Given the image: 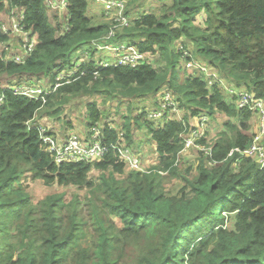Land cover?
<instances>
[{"label": "trees", "instance_id": "trees-1", "mask_svg": "<svg viewBox=\"0 0 264 264\" xmlns=\"http://www.w3.org/2000/svg\"><path fill=\"white\" fill-rule=\"evenodd\" d=\"M122 1L129 26L108 41L110 24L104 13L94 19L92 0H67L62 16L47 0H0V24L2 12L23 10L25 28L37 38L23 64L0 56V88L52 82L79 60L89 74L47 97V113L86 95L134 105L164 89L160 99L169 93L183 117L166 120L165 114L152 121L142 109L134 118L139 110L131 107L132 119L112 129L93 103L86 127H101L98 140L109 147L107 154L99 162L57 166L40 133L27 126L40 103L6 95L0 106V264H264V166L240 153L228 157L232 149L249 148L258 131L257 113L238 107L236 89L264 103V0H155L158 14L138 11L151 0ZM11 37L0 28V45ZM92 41L132 46L145 59L137 67L102 68L103 62L74 58L87 46L92 52ZM185 60L194 68L186 69ZM219 78L234 93L220 88ZM202 116L211 127L198 141L204 150L194 152L207 162L202 157L197 165L182 163V136L198 128ZM118 131L138 159L142 146L156 145L160 165L149 174L127 170L112 149L120 147ZM182 166L187 177L180 175ZM22 178L74 192L33 203ZM173 180L174 189L167 191Z\"/></svg>", "mask_w": 264, "mask_h": 264}, {"label": "built area", "instance_id": "built-area-1", "mask_svg": "<svg viewBox=\"0 0 264 264\" xmlns=\"http://www.w3.org/2000/svg\"><path fill=\"white\" fill-rule=\"evenodd\" d=\"M96 5H99L104 10V16L108 19L110 28L104 40H110L114 38L124 28L129 26V19L125 15V3L122 0H92ZM47 6L54 10L64 11L67 7V0H47ZM24 13L20 10L15 9L11 12L9 17L8 25L0 24L1 31L8 36L18 35L21 38L20 50L23 54H12L4 55L3 60L14 64H23L28 57L35 51L37 45V38L33 36L25 28ZM5 46V51L9 49V45L1 44ZM92 50L97 51H112L116 54V61L100 63L99 67L106 68L108 66H121V67H137L141 61L145 59V55L141 54L137 49L129 45H117L112 46L107 41H92ZM90 48V47H89ZM183 52L184 58H190L188 51L184 50L183 46L177 48ZM186 69H192L195 63L191 60H185L184 62ZM83 63L76 60L72 64L71 68L63 69L59 71L52 84H46L45 86H34L24 83L20 84H6L2 86L0 91V106L2 105L4 98L7 94L14 96L26 97L30 100L40 103L37 111L41 110L47 103V96L52 95L59 88L69 85L74 81L85 77L89 74L88 69H83ZM202 71H206L205 68H199ZM98 72H92L94 78L97 77ZM209 86L213 81H209ZM222 87L224 84L220 81ZM229 93H234L233 88H226ZM237 93V92H236ZM239 108L249 107L250 110H255L258 119V131L255 135L254 142L251 146L245 150L232 149L228 154L231 157L234 153H240L242 156L255 157L259 161L261 166H264V146L260 143L264 139V103L258 100L254 94L242 92L238 94ZM180 112V108L177 102L169 93H165L159 104V108L150 112L148 118L152 121L158 119H164L165 114H171L174 112ZM166 120H169L167 116ZM209 120L207 116H202L197 124L198 128L192 129L188 134L183 135V144L186 150L195 147L199 151H203V146H197V142L205 136L206 130L203 132L200 128V123H204ZM105 124L116 129L110 121H105ZM30 130H37L43 143L47 145V151L54 158V162L57 166L63 164H78V163H93L99 162L107 154L108 148L102 146L99 142L101 137V127L95 126L90 129V134L87 141H81V139L75 134H68L64 139H59L55 132L48 125L44 124L41 120L33 117L28 123ZM118 139L120 141V147H113L112 149L117 150L119 153V160L123 161L125 166L132 170H138L140 166V159L136 158L130 153V150L125 146L123 140V132L118 131ZM123 143V144H122ZM112 147V146H110ZM209 152V150H205ZM210 156V153H208ZM212 165V164H211Z\"/></svg>", "mask_w": 264, "mask_h": 264}, {"label": "rangeland", "instance_id": "rangeland-1", "mask_svg": "<svg viewBox=\"0 0 264 264\" xmlns=\"http://www.w3.org/2000/svg\"><path fill=\"white\" fill-rule=\"evenodd\" d=\"M155 2H156L155 0H151L150 2H146V4L142 3L143 5L139 7L138 11L140 13H143L144 11L149 12V13L150 12H156V14H158V5ZM138 3H139V1L136 2V4H138ZM98 8H99V10H95V12H93V16H94V19L96 21H99L101 19V11H103V13H104L103 8H101V7H98ZM12 11H14V10H11V12ZM55 11L57 12L58 15L62 16V11H60V10H55ZM11 12L10 13L2 12V14H1V20L3 21V23L5 25H8V23H9L8 17H10ZM50 15L51 16H50L49 21L51 23H55V19H54L55 15L53 13H51ZM63 15H64V13H63ZM29 32L32 34L31 31H29ZM10 50H11V48L8 51L9 56L11 53ZM18 50H19L18 51L19 53H17V54L22 55L23 54L22 50H20L19 48H18ZM112 53L114 54V52H112V51H98L97 52V51L93 50L91 52V50L89 49V46H87L85 49H83L82 52H80L74 58L78 57L82 61H89L90 56L92 54V57H94L93 59H94L95 63L110 62L112 59ZM72 61H74V60H71V62ZM149 62L155 68L157 67V63L155 61V58L150 57ZM70 68L71 67L69 66L68 69H70ZM40 81L41 80L34 82V83L44 84L46 80L44 82H40ZM1 82H3V81H1ZM223 84H225V83L223 82ZM3 85H4V83L1 84V87ZM232 88H235V87H232ZM162 93H163V90L161 91L160 94H162ZM85 97L89 98L88 95H86ZM76 100H78L79 102L76 103L75 100H70L69 103L66 105H64V104L56 105V107H54V108H49L48 109V115H49L50 121H54L56 124H58V123L63 124L65 127L72 124L74 127L73 121L76 120L77 116H80L81 122L84 126L85 125L84 120H85L86 115L89 116V114L91 113L90 107L92 105L91 101H93V99H91V100L89 99L88 101L87 100H79V99H76ZM96 102H97L98 110L103 112V118H105L104 120L107 119L106 121H110L115 126H118V124L121 123L125 117H130V119H132L131 114L133 113V109L131 107L134 108V111L136 110V108L139 110V112H136L135 115H133V117L135 118V117H138V115L140 113L141 114L143 113V110H141L142 108L146 107V111L149 110V105H150V104H140L139 108H138L136 103H134V105H133L132 103H130L129 101H126V100H123L120 102V101H118V99H109V98L107 100H105V99L101 100V99L97 98ZM156 102H158V100H156ZM160 102H161V99L159 100V104H160ZM56 110H61V113L59 115H51ZM43 112H46L45 106L41 110L35 111L33 117H35L36 119H40V117L42 115L40 113H43ZM209 127H211L210 120H207L202 124L200 123V128H201V131H203V132L206 129L208 130ZM85 131L87 133L86 129H85ZM73 132L77 133L78 130L73 128ZM216 132H217V130L214 129L212 133L214 134ZM89 134H90V131H89ZM58 138L64 139L65 136H58ZM182 138H183V136H182ZM88 139H91V138L83 137V138H81V141H87ZM137 144H138V141H135L134 146H132V147H136ZM197 144H198L197 146H201L200 143L197 142ZM152 148L154 150H156L157 146L154 145V146H152ZM194 151L197 153L199 152L198 149H196L195 147H192V148L186 150L184 148V144H183V148L179 152V157L181 156V158L179 159L180 162L188 164V165H192V164L197 165V164H199V161L201 160L202 157H204L206 162H207L206 156L204 154H202V156H200V154H196ZM147 155L148 154H146V156ZM144 157L145 156L143 155L142 158L141 159L139 158V159L141 161H143ZM148 157H149V155H148ZM192 160H194V161H192ZM208 163H210V162H208ZM159 165H160V159L155 152L153 155L150 156V158H148V161L145 164L140 163L138 170H135V171H138L140 173L149 174L151 171H153ZM185 166L180 167V175L187 177L188 172H187V169L185 168ZM127 170H132V169L127 168ZM158 173L160 175H164V176L167 175L166 174L167 172H163V171H158ZM98 176H99V173L97 174L96 172L92 171L91 177L93 179H97ZM22 180H24L23 186H22L24 188V192L30 196V199L32 200L33 203L39 202L40 199H42L44 196L49 195V194L55 195V194L66 193L67 196H70V194H72L74 192L72 188L47 187L43 183L32 182L29 178H27V179L22 178ZM175 183H176V180H173V181L169 182L168 184H165V189L167 191L173 190Z\"/></svg>", "mask_w": 264, "mask_h": 264}, {"label": "crops", "instance_id": "crops-1", "mask_svg": "<svg viewBox=\"0 0 264 264\" xmlns=\"http://www.w3.org/2000/svg\"><path fill=\"white\" fill-rule=\"evenodd\" d=\"M93 6H94V9L95 10H99V8L98 7H100L99 5H96L94 2H93ZM97 7V8H96ZM102 8V7H101ZM23 12V11H22ZM101 13H103V11H101ZM8 19H9V17H8ZM9 21V20H8ZM1 24H4L3 23V21L1 22ZM11 38H13V39H15L14 41H12V42H9V43H11L10 44V48H11V50H10V55H12V54H17V53H19L18 51V43H19V39H18V35H12V37ZM94 57H92V54H91V56H90V59H89V61H84V62H86V63H88V64H92L93 62H95L94 61V59H93ZM116 61V55H115V53L113 54L112 53V59H111V61L110 62H115ZM220 80H222L225 84H224V87H220V88H223L224 90H226L227 91V89L226 88H229V86H227L228 84L223 80V79H221V78H219ZM45 81V79H41V81L40 82H44ZM46 82V81H45ZM227 84V85H226ZM236 89V88H235ZM165 92V90L163 89V93ZM236 92H237V94H239V93H242V92H245V90H237L236 89ZM162 93V94H163ZM162 94H160L159 96H158V98H149V99H147V100H142V101H138L136 104H137V106H138V108H139V105L140 104H150L149 105V110H147L146 111V107H144V108H142V109H145V111H146V113H150V112H152V111H154V110H156L155 109V107H156V103H157V105L159 104V100H160V97H161V95ZM76 99H79V100H91V99H93V101H91V103L93 104V103H96L97 104V102H96V100H97V98H96V96H90L89 98H87V97H82V98H76ZM76 99H74L75 100V102L76 103H78L79 101L78 100H76ZM156 100H158V102H156ZM88 105V104H87ZM98 108V107H97ZM159 108V107H158ZM157 108V109H158ZM141 109V110H142ZM40 114H42L41 115V117H40V119L39 120H41L44 124H46V125H48L49 127H51V129L55 132V134L57 135V136H66V135H68V134H75L76 136H78L80 139L81 138H83V137H89V131H90V129H88L87 127H86V118L88 117L87 115H86V117H85V125L83 126V124H82V122H81V117L80 116H77V118H76V120H74L73 121V123H74V127H73V125L72 124H70V125H68L67 127H65L63 124H60V123H58V124H56L54 121H50V118H49V115H48V113L47 112H43V113H40ZM45 114V115H44ZM148 116V115H147ZM168 116H169V118H170V120L173 118V116L174 117H176L179 121H182V114L178 111V112H174V113H171V114H168ZM196 122V121H195ZM55 124V125H54ZM73 128H75V129H77L78 130V132L77 133H75V132H73ZM67 129V130H66ZM85 129L87 130V133H86V131H85ZM144 134H145V132H143ZM142 134H139V138H142ZM138 146H140L139 144H138ZM136 148H138L137 146H136ZM140 149V148H139ZM138 149V150H139ZM141 153H143V155L145 156L144 157V160L143 161H141V163L142 164H145L147 161H148V158H150V156L151 155H153L155 152H154V149L152 148V146H150V145H148V144H146V145H144V146H142V150H141ZM146 154H148L149 155V157H148V155L146 156ZM142 154H141V156H139V158L141 159L142 158V156H143Z\"/></svg>", "mask_w": 264, "mask_h": 264}, {"label": "clouds", "instance_id": "clouds-1", "mask_svg": "<svg viewBox=\"0 0 264 264\" xmlns=\"http://www.w3.org/2000/svg\"><path fill=\"white\" fill-rule=\"evenodd\" d=\"M14 10H15V9H14ZM17 10H20V9H17ZM20 11H23V10H20ZM23 13H24V11H23ZM12 39H13V38H11V40H10L9 42H12ZM9 42H7V43H5V44H7V45L10 46L11 43H9ZM5 48H6L5 46H1V45H0V56L2 57V59L4 58V55H9L8 51H9L10 47H9L8 51H7V50L5 51ZM3 62H5V63H11V62L4 61V60H3ZM13 64H14V63H13ZM69 66L71 67L72 64L69 65ZM69 66H68V67H69ZM200 68H202V67H200ZM203 68H204V67H203ZM64 69H66V68H64ZM62 70H63V69H62ZM200 70H202V69H200ZM59 71H61V70H59ZM59 71H58V72H59ZM58 72H57V73H58ZM203 72H204V71H203ZM57 73H56V74H57ZM56 74H55V76H56ZM55 76H54V78H55ZM54 78H53V81H52V82L47 81V82H45L44 84H39V83H28V85H34V86H40V85H43V86H45L46 84H52V83L54 82ZM6 84H13V83H4V85H6ZM14 84H15V83H14ZM4 85H3V86H4ZM1 88H2V87H1ZM1 88H0V91H1ZM59 89H60V88H59ZM59 89H58V90H59ZM58 90H57V91H58ZM57 91H56V92H57ZM56 92H54L53 94H55ZM53 94H52V95H53ZM7 95H8V94H7ZM50 96H51V95H50ZM47 97H49V96H47ZM32 101H33V100H32ZM47 101H48V98H47ZM46 104H47V103H46ZM45 106H46V105H45Z\"/></svg>", "mask_w": 264, "mask_h": 264}]
</instances>
